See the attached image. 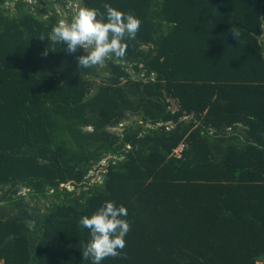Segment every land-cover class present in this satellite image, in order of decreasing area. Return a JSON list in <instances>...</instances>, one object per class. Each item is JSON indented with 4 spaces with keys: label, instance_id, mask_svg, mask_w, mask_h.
I'll list each match as a JSON object with an SVG mask.
<instances>
[{
    "label": "trees",
    "instance_id": "obj_1",
    "mask_svg": "<svg viewBox=\"0 0 264 264\" xmlns=\"http://www.w3.org/2000/svg\"><path fill=\"white\" fill-rule=\"evenodd\" d=\"M104 3L140 20L123 57L40 39ZM105 200L101 264H264V0H0V264H90Z\"/></svg>",
    "mask_w": 264,
    "mask_h": 264
},
{
    "label": "clouds",
    "instance_id": "obj_2",
    "mask_svg": "<svg viewBox=\"0 0 264 264\" xmlns=\"http://www.w3.org/2000/svg\"><path fill=\"white\" fill-rule=\"evenodd\" d=\"M73 5L77 6L75 3ZM103 8L104 12L101 13L96 8L81 7L70 20H59L52 25L50 32L41 35L40 39L63 45V51L68 55L81 52L75 55V61L76 66L84 69L102 64L109 57H123L127 47L126 38H135L140 20L109 3H104ZM98 172L99 169H96V174ZM62 186L72 189L68 183ZM126 217V207L111 200L103 201L91 214L82 215L78 225L87 230L89 239L82 245L81 256L87 258L90 264H101L105 257L121 255L129 230Z\"/></svg>",
    "mask_w": 264,
    "mask_h": 264
},
{
    "label": "crops",
    "instance_id": "obj_3",
    "mask_svg": "<svg viewBox=\"0 0 264 264\" xmlns=\"http://www.w3.org/2000/svg\"><path fill=\"white\" fill-rule=\"evenodd\" d=\"M157 124H162V123L159 122V123H157ZM165 124H167V123H165ZM144 126H145V127H151V124H148V123H147V124H145ZM112 128H114V127H112ZM109 129H110V128H109ZM110 130H112V131H118V132H119V131L122 130V126L116 128V130H113V129H110Z\"/></svg>",
    "mask_w": 264,
    "mask_h": 264
},
{
    "label": "rangeland",
    "instance_id": "obj_4",
    "mask_svg": "<svg viewBox=\"0 0 264 264\" xmlns=\"http://www.w3.org/2000/svg\"><path fill=\"white\" fill-rule=\"evenodd\" d=\"M75 2H77V1H75ZM77 4H78V3H77ZM59 9H60V10H62L61 8H59ZM97 82H98V80H97ZM173 105H174V102H173V101H171V105H170V106H171V107H173ZM130 119H135V117H130V118H129V120H130ZM110 129L116 130V128H115V127H114V128L110 127ZM40 204H41V205H43V202H42V201H40Z\"/></svg>",
    "mask_w": 264,
    "mask_h": 264
},
{
    "label": "water",
    "instance_id": "obj_5",
    "mask_svg": "<svg viewBox=\"0 0 264 264\" xmlns=\"http://www.w3.org/2000/svg\"><path fill=\"white\" fill-rule=\"evenodd\" d=\"M48 7L51 8V5L49 4ZM106 79L109 80V81H112L114 78H113V77H108V78H106ZM90 172H92V170H90ZM102 178H103V177L100 176V181H102ZM8 238H9V237H8Z\"/></svg>",
    "mask_w": 264,
    "mask_h": 264
},
{
    "label": "built area",
    "instance_id": "obj_6",
    "mask_svg": "<svg viewBox=\"0 0 264 264\" xmlns=\"http://www.w3.org/2000/svg\"><path fill=\"white\" fill-rule=\"evenodd\" d=\"M118 128V127H117ZM179 149V148H178ZM178 149H176L175 151L177 152L178 151ZM104 161V160H103ZM104 163V162H103Z\"/></svg>",
    "mask_w": 264,
    "mask_h": 264
}]
</instances>
